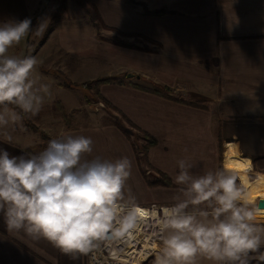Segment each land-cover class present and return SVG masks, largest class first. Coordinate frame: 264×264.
<instances>
[{
	"label": "crops",
	"instance_id": "crops-1",
	"mask_svg": "<svg viewBox=\"0 0 264 264\" xmlns=\"http://www.w3.org/2000/svg\"><path fill=\"white\" fill-rule=\"evenodd\" d=\"M45 1L0 0V22L25 18L32 21L40 9L41 16L46 13ZM96 3L104 25L102 42L96 39L97 31L87 26L81 28L75 24L77 21L69 26L55 24L32 54L41 61L36 75L51 85V91L55 88L59 93L58 98L51 93L46 99H59L65 109L70 107L77 126L68 128L56 114L46 116L41 111L34 117L28 115V119L52 139L66 133L91 137L94 149L89 159L129 157L133 170L128 186L141 206L174 203L179 187L174 183L179 159L194 165L190 170L194 175L217 169L218 136L223 145L233 143L237 153L249 160L251 172L247 175L252 176L251 181L264 180V0ZM156 11L164 13H149ZM55 32L58 33L55 51L41 55L43 46L56 36ZM28 36L9 54H27L31 40L28 41ZM75 41L87 44L69 48ZM117 41L135 47L113 44ZM64 55L69 56L68 60L73 57L80 60L66 62ZM128 73L134 77L127 78ZM97 76L123 78L159 91L158 94L116 83L98 87L102 98L156 139L146 153L149 166L145 173L148 174L147 169L160 171L171 179L172 186H148L139 166L141 154H136L118 127L110 122H95L94 112L87 114L84 95L88 90L69 86L63 80L65 77L70 83L79 84ZM174 97L199 101L197 106L201 107L179 103ZM108 113L102 110L96 117ZM22 123L23 129L19 126L0 129V149L10 156L39 153L47 146L39 132L25 120ZM5 132L12 135V144L4 142ZM258 222L264 224V220ZM0 264L88 263L86 257L72 260L46 240L9 233L0 214ZM200 264L209 262L202 260ZM250 264L259 262L252 260Z\"/></svg>",
	"mask_w": 264,
	"mask_h": 264
},
{
	"label": "clouds",
	"instance_id": "clouds-1",
	"mask_svg": "<svg viewBox=\"0 0 264 264\" xmlns=\"http://www.w3.org/2000/svg\"><path fill=\"white\" fill-rule=\"evenodd\" d=\"M31 23L0 22V129H23L25 116L39 114L51 96V85L36 75L41 61L35 55H9L32 31ZM4 135L12 144V135ZM93 149L91 137L73 133L27 156L0 149V214L7 231L46 240L72 260L89 257L91 264L97 251L119 244L150 215L158 241L147 253L152 264H264V224L257 219L264 212L248 198L239 172L225 166L194 175V165L179 159L174 203L149 213L128 186L131 159H89Z\"/></svg>",
	"mask_w": 264,
	"mask_h": 264
},
{
	"label": "rangeland",
	"instance_id": "rangeland-1",
	"mask_svg": "<svg viewBox=\"0 0 264 264\" xmlns=\"http://www.w3.org/2000/svg\"><path fill=\"white\" fill-rule=\"evenodd\" d=\"M99 1H101V0H46L45 3L48 2V8L45 11L46 13L41 16V13L42 12H41V9H40V13L38 15H36V17H34L33 20L31 21L32 22L31 23L32 31H30L29 36H28V41L31 39L29 41V43H28V46H27V47H29L28 48V53L29 52L32 53V52H34L37 49V47L44 40V37H45L46 32L47 31L50 32V30L52 29V27L55 24H61L62 26L63 25L69 26L70 24L72 25L75 21H77V22H75V24L77 26H80L81 28H85L87 26L89 29H93L95 32L97 31L98 33L97 32L95 33V35L97 36L96 39H98V41L101 40L100 42H102V37H101L100 34L103 33L104 25H103V22H102L101 13L98 11L97 6L94 4L95 2H97L96 4H98ZM71 7H73V8H71ZM40 25L43 26V29H42V31L40 32L39 35H36L37 28ZM57 34L58 33L55 32L54 35H56V36L53 37V38H51L50 40H48L45 43V45L42 48V51L43 52L41 53V55H47V54L51 55V52H54L55 51L54 46L57 44V37H58ZM58 44H59V42H58ZM83 44L86 45L87 43H82V42H79V41H75L74 43H72V45H70L68 47L69 48H78L79 46L82 47ZM113 44H115V45L118 46V44H116V42H114ZM24 52H25V47H24V51L22 52V54H24ZM53 55H55V54H53ZM60 55H62V54H60ZM39 58L40 57H38V59ZM62 58L64 60H66V62L67 61L70 62L71 59H75V60H78V61L80 60V58L76 59L74 57L73 58L70 57L71 59L68 60L69 59V56L68 55H64ZM54 59L57 60L56 57ZM98 77H103V76H97L96 78H98ZM104 77H106V76H104ZM133 77H131V78H133ZM131 78H129V79H131ZM121 79H123V78H121ZM63 80H65L64 82H66V83H70V81L68 79H66L65 77H63ZM42 82H46V81H42ZM106 84H115V83H106ZM71 86H73V85H71ZM80 88H82V87H80ZM88 91L89 92L87 94H89V96H87V95L85 96L84 95V103L87 104V106L84 105V107H85L84 110H88L89 111V113H87L88 115H90V113L94 112V115L97 116V113L102 112V110L103 111L104 110L109 111L108 115L102 114L98 118L96 116H94L95 122H100V123H102V122H104V123L110 122V123H112V122L117 121V122H120L122 125H126L127 126V124L125 123V121H122L120 115L116 111L111 110V109H107L106 106L102 103V101H100V100L97 99L96 91L94 89L88 90ZM51 93H54V96L56 98H58L57 95L59 93H58V91L55 90V88L51 91ZM98 93H99V91H98ZM99 96H101V95L99 94ZM174 98H177V97H174ZM179 99H181V98H179ZM55 100H59V99H55ZM197 102H199V101H197ZM54 103H55V101H53V100L52 101H48V99H46L45 104L42 107L41 113L42 114H45L46 116H48V113H50L52 115H55L56 114L58 116V118H61V116L58 115L55 112V110H54L55 109ZM191 106H194V105H191ZM195 107H201V106H197L196 105ZM63 109H64V111L66 109L69 111V112L65 111V113L67 115H72L71 116L72 126L73 127L77 126L75 123H73V118L72 117H73L74 114H71L72 113L71 108L70 107H66V109H65V107L63 106ZM48 110H49V112H48ZM98 115H100V114H98ZM88 117L89 118H88L87 121H90V118L91 117L90 116H88ZM43 133L46 134L45 132H43ZM130 133H131V137H130L131 138V141L127 137L126 138L131 143L134 141V134H137L135 138H136V142L138 144H140V143L143 142L141 140L140 136H139V133L136 132V130L130 129ZM46 135H48V134H46ZM40 136H41V134H40ZM41 138H42V136H41ZM44 141L47 142L46 140H44ZM225 148H226V146L222 144L223 154L221 153V158H222L221 159V163H222V166L221 167H224L223 166V162H224V150H225ZM139 154H141V153H139ZM238 155L241 156L242 154H240L238 152ZM147 163H148V160L146 162V160L144 158H140V161H139L140 170L141 171L144 170V173H145V168L146 167L148 168ZM147 171H148V174L145 173V175L147 177L153 178V176H156V173L153 170L147 169ZM237 172L240 173V171H237ZM240 176H242V173H240ZM251 177L252 176L249 175V178H251ZM245 185H246V183H245ZM259 192L264 193V191H261V190H259ZM256 197H258V198H256ZM256 197L252 200L255 203L259 199V195H257ZM260 210L261 211H264V208H260ZM257 219L258 220H264V217H262V216L260 217V216L257 215Z\"/></svg>",
	"mask_w": 264,
	"mask_h": 264
},
{
	"label": "trees",
	"instance_id": "trees-1",
	"mask_svg": "<svg viewBox=\"0 0 264 264\" xmlns=\"http://www.w3.org/2000/svg\"><path fill=\"white\" fill-rule=\"evenodd\" d=\"M151 14H163L164 11H156V12H149ZM49 31L46 32L45 35H47ZM102 40H104L102 38ZM116 44L118 45H121V46H127V47H132L134 48L135 46L133 45H126V44H123L122 42H119L117 41ZM33 54V52L31 53ZM66 83V82H65ZM106 83H117V84H120V85H130L132 87H135V88H140V89H144V90H147V91H150V92H153V93H158L159 94V91H156V90H152V89H147V88H144L142 86H139L137 84H134V83H130V82H126L125 80L123 79H120L118 77H98V78H95L93 80H88V81H84L82 83H79V84H73V83H66L67 85L71 86H78V87H82L83 89H86V90H92L94 89L96 91V95H97V99L102 101V103L106 106L107 109H111V110H114L116 111L122 121H125V123L127 124L126 125H122L120 122H112L116 127H118L121 132L128 138L130 139L131 141V133H130V129H134L136 130V132L139 133V136L141 138V140L143 141L142 143L138 144L136 142V135L137 134H134V141L132 142V147L134 149V151L137 153H141V156L140 158H144L147 162V156H146V153L148 151V149L152 146H154L156 144V139L151 136L149 133H147L146 131H143L141 130L140 128H138L133 122H131L124 114H122L120 111H118L114 106H112L107 100H105L104 98H102L101 96H99V93H98V87L102 84H106ZM166 88V87H165ZM87 96H89V94L86 93ZM85 95V96H86ZM173 100L179 102V103H183V104H189V105H200L199 102L197 101H191V100H184V99H179V98H173ZM54 107H55V112L61 116L63 122L65 123V125L68 127V128H73L72 126V119H71V116L70 115H67L63 109V106L61 104V102L59 100H55V103H54ZM205 108V106H204ZM24 120L26 121V124L32 128L33 130L39 132L42 136V138L44 140L48 141L52 138H50L48 135L44 134L42 131H40L33 123L30 119H28V115L25 116ZM218 149H219V167L218 168H221V153H222V140L220 138V136H218ZM147 165L149 166V164L147 163ZM156 176H153V178H150V177H147L144 173V170H142V174L144 175V178L146 179V183L148 186H165V187H169V186H172V181L171 179L164 173L160 172V171H156Z\"/></svg>",
	"mask_w": 264,
	"mask_h": 264
},
{
	"label": "built area",
	"instance_id": "built-area-1",
	"mask_svg": "<svg viewBox=\"0 0 264 264\" xmlns=\"http://www.w3.org/2000/svg\"><path fill=\"white\" fill-rule=\"evenodd\" d=\"M143 207L151 211L153 207L159 210L164 205L150 204ZM148 218L138 231L133 232L113 248L102 247L97 251L91 257V264H152L154 257L147 253L155 247L158 241L153 236L154 221L151 216ZM150 241L153 242V246L149 245ZM86 259L90 264V258L86 257Z\"/></svg>",
	"mask_w": 264,
	"mask_h": 264
},
{
	"label": "bare ground",
	"instance_id": "bare-ground-1",
	"mask_svg": "<svg viewBox=\"0 0 264 264\" xmlns=\"http://www.w3.org/2000/svg\"><path fill=\"white\" fill-rule=\"evenodd\" d=\"M225 146L226 148L224 151L223 166L224 167L230 166L233 170L240 171V173H242L241 178L244 180V182L246 183V187L248 188V193H247L248 198L250 200H253L257 195H264V193L259 192V190L264 191V180H261L258 178L257 180L251 181L247 175L246 169L250 167L249 160L245 157L243 158L238 155L237 151L234 148L233 143L227 142ZM140 207L147 210L143 206H140ZM147 211L149 213L151 212L150 210H147ZM148 217H150V215ZM149 245L153 246V242L150 241Z\"/></svg>",
	"mask_w": 264,
	"mask_h": 264
},
{
	"label": "water",
	"instance_id": "water-1",
	"mask_svg": "<svg viewBox=\"0 0 264 264\" xmlns=\"http://www.w3.org/2000/svg\"><path fill=\"white\" fill-rule=\"evenodd\" d=\"M126 76H127L128 78H131V77H133L134 75L131 74V73H128ZM256 204L259 206V208H264V199L259 198V199L257 200Z\"/></svg>",
	"mask_w": 264,
	"mask_h": 264
}]
</instances>
